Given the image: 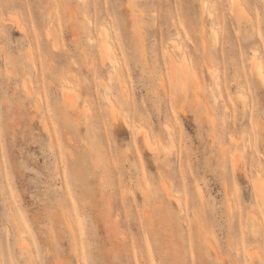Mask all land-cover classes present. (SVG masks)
I'll return each instance as SVG.
<instances>
[{
	"label": "rangeland",
	"instance_id": "obj_1",
	"mask_svg": "<svg viewBox=\"0 0 264 264\" xmlns=\"http://www.w3.org/2000/svg\"><path fill=\"white\" fill-rule=\"evenodd\" d=\"M253 62L264 0H0V264H264Z\"/></svg>",
	"mask_w": 264,
	"mask_h": 264
},
{
	"label": "bare ground",
	"instance_id": "obj_2",
	"mask_svg": "<svg viewBox=\"0 0 264 264\" xmlns=\"http://www.w3.org/2000/svg\"><path fill=\"white\" fill-rule=\"evenodd\" d=\"M103 31V41H102V44H103V51H104V55H108V54H110L109 52H111V50H112V48L111 47H113V46H111L110 44V42L111 41H109V37H108V33H106V29H104V30H102ZM108 34V35H107ZM109 41V42H108ZM110 43V44H109ZM109 47H110V49H109ZM108 50H110L109 52H108ZM111 54H112V52H111ZM256 54V53H255ZM108 56H110V60L111 61H114V59L113 58H111V56L113 57V54L112 55H108ZM107 56V57H108ZM186 57H184V59H185ZM188 61V60H187ZM189 63V62H188ZM188 63L186 62V59H185V63L184 64H182V65H177L176 64V61L174 60V59H172V64H171V71H172V77H173V79L176 81V83L177 84H179V82H181V81H179L178 79H177V77L179 76V79H182V81L184 80L183 79V77L185 76H187L186 75V73L187 74H189L190 73V71H189V65H188ZM252 68H256L257 69V71L259 72V74L262 76V80H263V77H264V66H263V64L262 63H255V62H253V65H252ZM188 71H189V73H188ZM181 74V75H180ZM180 76H182V77H180ZM260 76V77H261ZM264 81V80H263ZM74 86L73 87H69V86H67V85H65L64 87H63V100H64V102L66 103V104H68V105H70L71 107H77V104H76V95H75V92H76V90H74ZM72 90H74L73 92H72ZM28 91L31 93V89L30 88H28ZM112 97H109L108 99H111ZM111 101L112 100H110L109 102H110V104H109V106H111V105H113V103H115V102H113L112 104H111ZM114 101V100H113ZM114 105H116V104H114ZM113 105V106H114ZM112 107V106H111ZM114 108V107H113ZM113 108H111V110H112V112H113V118H117L116 116H115V108L113 109ZM45 125V124H44ZM47 125V124H46ZM49 125V124H48ZM127 125L128 126H131V123H129V122H127ZM144 126H141L139 129H141V130H139V132H138V134L140 133H142V135H143V131H145L146 130V128H145V130H144ZM138 129V128H137ZM48 130V129H47ZM146 134H147V131L145 132V136H146ZM148 135V134H147ZM151 136V135H150ZM234 136V135H233ZM232 136V137H233ZM148 138H150V137H148ZM145 139V138H144ZM146 139H147V136H146ZM234 139H236L235 137H234ZM239 139V138H238ZM233 140V139H232ZM239 141V140H238ZM147 143L150 145V147H151V142H150V140H147ZM237 143V142H236ZM258 190H259V194H260V196H262V192H263V190L261 189V188H259L258 187ZM167 192H168V196H170V197H174V196H176V195H174V196H172L173 195V193L170 191V188H168L167 187ZM178 197V196H177ZM176 197V198H177ZM174 199H175V197H174ZM178 199H180L179 197H178ZM262 199V198H261ZM180 201V200H179ZM263 204V203H262ZM264 206V205H263ZM253 259V258H252ZM249 264H253L252 263V261L249 263Z\"/></svg>",
	"mask_w": 264,
	"mask_h": 264
}]
</instances>
